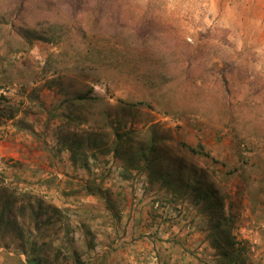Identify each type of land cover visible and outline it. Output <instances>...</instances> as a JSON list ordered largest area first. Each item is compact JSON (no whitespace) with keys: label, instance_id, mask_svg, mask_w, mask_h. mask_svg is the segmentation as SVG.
I'll return each mask as SVG.
<instances>
[{"label":"rangeland","instance_id":"rangeland-1","mask_svg":"<svg viewBox=\"0 0 264 264\" xmlns=\"http://www.w3.org/2000/svg\"><path fill=\"white\" fill-rule=\"evenodd\" d=\"M75 1L0 31V264H264V0Z\"/></svg>","mask_w":264,"mask_h":264},{"label":"trees","instance_id":"trees-1","mask_svg":"<svg viewBox=\"0 0 264 264\" xmlns=\"http://www.w3.org/2000/svg\"><path fill=\"white\" fill-rule=\"evenodd\" d=\"M79 2L80 0L73 2V7H76L75 9H78ZM28 3L29 0H14L13 3L14 5L11 7V12L7 14L8 16L4 17V19L0 24V31H2L5 28H9L10 30H12V32L16 31V36L21 41H23L24 44L29 46H32L33 42L36 40L51 42L52 41L51 38L50 39L47 38L45 34H42L36 28L28 26L29 22L25 14V8ZM4 68H5L4 64L3 63L0 64V82L4 81V79L2 78L6 76V72ZM17 76H19V74H17ZM20 76L22 75L20 74ZM191 151L194 153H199L197 149H191ZM202 154L206 155L207 157H211L206 152L205 153L202 152ZM154 169L156 170V166L154 167ZM158 172L153 174L152 177L154 181L151 179L152 182L159 183L160 185L165 186L168 189L172 187V189L175 191L178 187L176 181L173 180L169 174H166V171H163L162 173H160V171ZM191 177L192 175L189 174V179H188L189 181L187 182L186 188L191 187L193 189V193L195 192L194 193L195 198L198 199L197 194L199 196L203 195L200 192L202 189H206V186H203L204 182L201 181V178H197L199 180L192 181V184H188L191 180ZM199 187L200 189L199 191H197ZM205 193H206L204 199L206 203L205 210L211 217H214L218 220L217 212L221 208V204L215 201L216 200L215 193L209 190V188L208 190L205 191ZM220 222L221 224L216 226V228H214L213 230H211L209 234L212 245L216 249L218 255L220 256L219 257L220 264H243L245 258L242 257V254L246 251V248L243 247V248L235 249L238 243L235 241V238L233 236V225H234L233 218L232 217L223 218L222 221L220 219ZM28 263L42 264L41 260L37 258H28Z\"/></svg>","mask_w":264,"mask_h":264}]
</instances>
